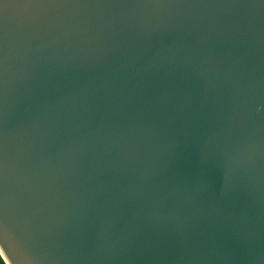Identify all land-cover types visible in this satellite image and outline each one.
I'll use <instances>...</instances> for the list:
<instances>
[{"label": "water", "instance_id": "1", "mask_svg": "<svg viewBox=\"0 0 264 264\" xmlns=\"http://www.w3.org/2000/svg\"><path fill=\"white\" fill-rule=\"evenodd\" d=\"M7 264H264V0H0Z\"/></svg>", "mask_w": 264, "mask_h": 264}, {"label": "trees", "instance_id": "2", "mask_svg": "<svg viewBox=\"0 0 264 264\" xmlns=\"http://www.w3.org/2000/svg\"><path fill=\"white\" fill-rule=\"evenodd\" d=\"M0 264H7V263L5 262V260H4V258L1 256V254H0Z\"/></svg>", "mask_w": 264, "mask_h": 264}]
</instances>
